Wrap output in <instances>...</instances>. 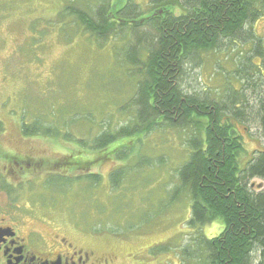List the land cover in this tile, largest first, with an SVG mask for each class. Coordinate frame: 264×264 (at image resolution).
<instances>
[{
	"label": "trees",
	"instance_id": "obj_1",
	"mask_svg": "<svg viewBox=\"0 0 264 264\" xmlns=\"http://www.w3.org/2000/svg\"><path fill=\"white\" fill-rule=\"evenodd\" d=\"M82 1L78 5L76 0H67L61 11L65 21L57 23L69 25L66 21L74 20L88 33L89 40L98 43L114 41L128 32L117 55L134 83L131 96L125 105L91 121L86 119L91 111L75 114L74 104L62 112L50 108L43 115L36 111L30 123L20 122V134L65 140L76 146V156L62 158L63 178L57 183L64 184L56 185L62 184L64 189L70 184L78 186V193L89 199L90 190H98L100 177L87 171L97 167L103 156L119 152L118 158H122L134 145L139 147L143 133L160 134L166 128L183 133L182 147L189 156L175 169L178 185L174 188L186 193L191 238L178 251L181 264H264V189L253 185L254 179L264 181V73L252 61L263 59L262 39L254 35L252 25L262 16L264 1L147 0L143 6L136 0ZM248 42L251 49L242 59L234 60L233 70H215L226 82L201 91L188 85L192 71L196 82L202 54L218 56L228 47L234 52L236 44ZM223 60L229 62L231 58L223 55ZM114 90L112 94L120 92L121 86ZM250 93L252 96L247 97ZM128 109V122L114 130L107 129L109 122L102 128L111 116ZM95 123L101 130L92 136ZM236 123L256 127L261 141V150L255 151L242 169L238 156L244 147ZM87 124L90 129L85 132ZM2 130L0 119V133ZM89 151L95 156L87 157ZM135 157L133 169L139 168L146 155L137 153ZM166 159L160 154L155 160L161 167ZM65 169L81 174L64 175ZM125 175L122 168L110 174L111 190ZM215 220H221L223 229L217 236L206 238L201 227Z\"/></svg>",
	"mask_w": 264,
	"mask_h": 264
},
{
	"label": "rangeland",
	"instance_id": "obj_2",
	"mask_svg": "<svg viewBox=\"0 0 264 264\" xmlns=\"http://www.w3.org/2000/svg\"><path fill=\"white\" fill-rule=\"evenodd\" d=\"M81 1L76 0V4H83ZM66 2L0 0V119L3 122L0 154L1 151L4 154L8 152L7 148L22 152L29 145L25 142H29L32 159H55L57 154L66 159L72 158L77 154V147L72 143L40 136L25 138L20 134V122L30 123L36 111L43 115L50 108L62 112L64 108H73L72 104L77 108L74 109L75 114L88 110L91 112L87 113L86 119L96 120L125 105L123 102L131 96L130 88H134V83L126 76L117 55L129 33L124 32L122 37L104 43L89 40L88 33L74 20H67L69 25L57 23L58 20L65 21L61 11ZM136 2L143 6L147 0ZM262 11V16L253 23L252 29L254 35L262 39L263 59L259 57L252 61L264 70V5ZM251 46V42L244 46L236 44L237 50L234 48L232 52L228 47L224 54L218 56L202 54L196 82L192 71L187 84L200 91L214 89L221 82V77L215 73L219 69L216 62L224 65L223 71H231L234 60L245 57ZM223 55L231 60L224 62ZM119 85L121 91L112 94ZM248 101L251 106L253 102L251 99ZM124 111L107 119L102 128L109 122L107 129L114 130L128 122L131 111ZM93 126L91 135L95 136L101 128H97V123ZM55 127L59 128L58 125ZM245 127V132L243 125L237 124L236 127L244 141V151L238 156L240 169L260 148L257 128L250 124ZM89 129L90 124H87L85 132ZM139 137V147L134 145L131 149L128 146L131 150L126 151L122 158H118L119 152H111L108 158L103 156L97 167L87 171L100 177V186L98 190L97 187L90 190L89 199L83 198L78 193L80 187L72 184L63 193L47 190L41 184L45 175L36 176L35 172L30 171L19 178L24 183L31 181L27 188L20 190L22 203L33 206L32 203L36 202L45 212L39 211L38 206L34 209L51 219L56 211L59 220H64L61 226L67 237L78 241L79 238L73 235L92 236L93 242L89 241L92 250L117 255V264H129L128 257H131L130 264H181L178 251H182L185 241L191 238L187 229L190 211L186 193L174 188L178 185L175 169L184 158L186 160L189 151L182 147L183 133L168 128L160 134L155 131ZM89 152L87 157L95 156V150V153ZM137 153H144L146 159L141 160L139 168L133 169ZM160 154L167 158L161 167L155 160ZM119 168L124 169L127 175L121 179V185L118 183L111 190L109 176ZM79 174L81 172L66 169L64 172L68 176ZM253 185L264 188V181L254 179ZM169 191L171 193L168 194ZM50 204L54 207H48ZM31 224L37 225L34 221ZM201 228L202 234L211 238L221 233L223 226L221 220H215Z\"/></svg>",
	"mask_w": 264,
	"mask_h": 264
},
{
	"label": "flooded vegetation",
	"instance_id": "obj_3",
	"mask_svg": "<svg viewBox=\"0 0 264 264\" xmlns=\"http://www.w3.org/2000/svg\"><path fill=\"white\" fill-rule=\"evenodd\" d=\"M241 125L247 130V125ZM25 143L29 145L22 152L7 148L8 152L4 154L1 151L0 154V264H117V255L92 250L89 243L91 240L93 242L92 236L73 235L79 238L78 241L67 237L61 226L64 220H59L56 211L51 219L34 209L38 206L39 211L45 212L36 202L32 203L33 206L22 203L20 190L27 188L31 181L24 183L19 180L21 176L30 171L35 172L36 176L45 175L48 178L46 188L55 185L51 189L56 188L57 191L62 189L63 183H57V180L63 178L64 170V160L59 154L47 161L32 159L30 143ZM258 143L261 144L259 138ZM49 180L53 182L50 185ZM59 183L62 184L57 187ZM49 211L52 212L51 208ZM33 221L37 225H32ZM127 262L131 263V257Z\"/></svg>",
	"mask_w": 264,
	"mask_h": 264
},
{
	"label": "bare ground",
	"instance_id": "obj_4",
	"mask_svg": "<svg viewBox=\"0 0 264 264\" xmlns=\"http://www.w3.org/2000/svg\"><path fill=\"white\" fill-rule=\"evenodd\" d=\"M179 8V7H178ZM172 10V9H171ZM149 14V13H148ZM201 63V62H200ZM195 65V64H194ZM236 132V131H235ZM238 133V132H237Z\"/></svg>",
	"mask_w": 264,
	"mask_h": 264
},
{
	"label": "water",
	"instance_id": "obj_5",
	"mask_svg": "<svg viewBox=\"0 0 264 264\" xmlns=\"http://www.w3.org/2000/svg\"><path fill=\"white\" fill-rule=\"evenodd\" d=\"M160 14V13H159Z\"/></svg>",
	"mask_w": 264,
	"mask_h": 264
}]
</instances>
